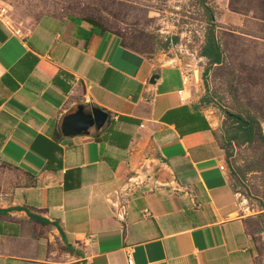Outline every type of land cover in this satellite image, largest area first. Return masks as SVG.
I'll return each instance as SVG.
<instances>
[{
    "label": "crops",
    "instance_id": "0c3cea01",
    "mask_svg": "<svg viewBox=\"0 0 264 264\" xmlns=\"http://www.w3.org/2000/svg\"><path fill=\"white\" fill-rule=\"evenodd\" d=\"M182 76L82 17L0 19V264L252 262L253 217ZM78 105L107 117L63 135Z\"/></svg>",
    "mask_w": 264,
    "mask_h": 264
},
{
    "label": "rangeland",
    "instance_id": "374dc122",
    "mask_svg": "<svg viewBox=\"0 0 264 264\" xmlns=\"http://www.w3.org/2000/svg\"><path fill=\"white\" fill-rule=\"evenodd\" d=\"M1 7L0 19L18 32L43 13L78 16L116 33L125 46L161 54L163 62L181 68L183 95L199 101L216 126L232 188L253 217L246 223L254 245L250 264H264V0H0ZM204 7L221 51L220 63L211 65L199 56ZM236 115L263 138L227 143Z\"/></svg>",
    "mask_w": 264,
    "mask_h": 264
},
{
    "label": "trees",
    "instance_id": "16d2710c",
    "mask_svg": "<svg viewBox=\"0 0 264 264\" xmlns=\"http://www.w3.org/2000/svg\"><path fill=\"white\" fill-rule=\"evenodd\" d=\"M228 6L230 7V2H228ZM207 16H206V24L207 30L204 35L203 43L199 48V56L204 57L207 60V64H216L220 63L221 61V51L219 48L218 43L216 42L213 33H212V25H213V17L212 13L204 7ZM235 11V10H233ZM88 20L93 26H96L98 29H101L97 23L93 22L92 20ZM235 118V130L232 131L227 138L225 139L227 143L230 141H239V142H251L255 136L263 138L259 129L253 128L250 122L246 119H243L241 116H233ZM223 149V148H222ZM33 217V215H31ZM67 249H70L68 245L65 246Z\"/></svg>",
    "mask_w": 264,
    "mask_h": 264
},
{
    "label": "water",
    "instance_id": "95a60500",
    "mask_svg": "<svg viewBox=\"0 0 264 264\" xmlns=\"http://www.w3.org/2000/svg\"><path fill=\"white\" fill-rule=\"evenodd\" d=\"M156 75L149 78L152 83ZM107 113L99 108H89L85 111L78 105L74 112L65 115L61 120L60 131L63 135L84 131L90 127L99 128L105 121Z\"/></svg>",
    "mask_w": 264,
    "mask_h": 264
},
{
    "label": "built area",
    "instance_id": "2783aa9c",
    "mask_svg": "<svg viewBox=\"0 0 264 264\" xmlns=\"http://www.w3.org/2000/svg\"><path fill=\"white\" fill-rule=\"evenodd\" d=\"M3 12H4V9L1 7V8H0V17L3 15ZM182 74H183V73H182ZM185 79H186V77H185V75L183 74V76H182V78H181V81L184 83V82H185ZM177 93L179 94V93H180V90H178ZM181 95H182V94H181ZM219 168L222 169L223 166H220ZM131 183H132L134 186H136V185L141 184L142 181H141V180H140V181H136V180H134V181L131 182ZM117 198H118V200L120 201V204L118 205L119 213H120V215H123L124 212H125V207H126V204H127V200H126L123 196H119V197H117ZM126 262H127V264H131V259H130V257H127Z\"/></svg>",
    "mask_w": 264,
    "mask_h": 264
},
{
    "label": "bare ground",
    "instance_id": "6f19581e",
    "mask_svg": "<svg viewBox=\"0 0 264 264\" xmlns=\"http://www.w3.org/2000/svg\"><path fill=\"white\" fill-rule=\"evenodd\" d=\"M183 94V93H182ZM184 96V95H183Z\"/></svg>",
    "mask_w": 264,
    "mask_h": 264
}]
</instances>
